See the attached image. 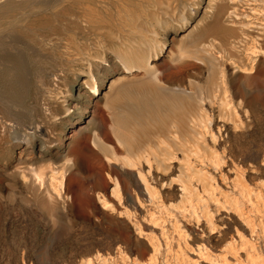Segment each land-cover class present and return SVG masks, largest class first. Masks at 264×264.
I'll list each match as a JSON object with an SVG mask.
<instances>
[{"label":"bare ground","instance_id":"1","mask_svg":"<svg viewBox=\"0 0 264 264\" xmlns=\"http://www.w3.org/2000/svg\"><path fill=\"white\" fill-rule=\"evenodd\" d=\"M224 1L230 5L220 6L198 33L206 39L201 43L191 35L183 49L199 61L191 67L204 72V82L189 77L186 85L174 83L169 79L174 74L160 78L152 62L156 52L128 41L131 48L115 47L109 59L103 43L93 54L76 57L77 66L42 70L37 75L42 95L32 103L37 110L28 111L30 121L9 117L1 125L0 148L3 142L26 146L41 136L40 154L25 163L19 155L13 170L50 198L53 179L59 180L58 191H66L67 170L86 169L84 148L94 159L91 175L78 179V191L82 198L89 191L95 195L89 202L100 205L108 225L90 236L91 261L82 264H264V82L248 79L264 67V0H250L256 6L244 15L234 5L238 0ZM48 2L0 0V19H25L26 33L40 46L54 42L63 28L90 22L88 7L78 1L47 10ZM236 23L239 34L230 38L228 29ZM21 39L0 31V61L22 65ZM111 66L120 67L121 75L104 90V70ZM69 74L83 76L76 86L78 104L61 100L59 113L49 101L59 97L56 81ZM89 104L102 111V123L85 118L79 130L86 135L68 140L58 165H44L41 157L60 146L55 137L64 133L65 122L74 114L82 117ZM255 131L252 145L244 137ZM43 203L54 216L57 202Z\"/></svg>","mask_w":264,"mask_h":264},{"label":"rangeland","instance_id":"2","mask_svg":"<svg viewBox=\"0 0 264 264\" xmlns=\"http://www.w3.org/2000/svg\"><path fill=\"white\" fill-rule=\"evenodd\" d=\"M67 1L71 0H49L44 7L49 10L54 4L58 3V6ZM72 1H78L80 5L88 7L90 22L85 23L80 28H63L55 35L54 42L46 43L45 47L40 46L37 43L38 40H35V42L33 37L28 36V33H26L27 29L23 26L25 19L22 20L17 16L0 19L1 32H10L22 37L21 40L23 42H20L22 44H19L17 47L23 52V57H25L21 61L23 62L22 65L18 64L14 67L7 64V62L0 61V99L4 101V104L0 102V128L9 117L20 118L25 122L30 121L28 111L34 109L35 106L32 103L35 97L39 96L38 98L41 99L42 95V84L37 78V75L42 70L49 72L51 70L54 71V68L58 70V68L68 69L77 66L78 60L76 57L83 54H93L101 49L103 43L106 44V54L109 59L112 58V50L115 47L131 48L132 46L137 48L138 45V47L149 49L152 54L156 52L152 62H154L160 78L165 79L170 74H174L172 77L169 76L170 80L173 79L172 81H175L174 83L180 81V84L186 85L189 77L204 82V72H198V70L196 71L191 67V63L197 64L199 61L194 57L187 56V53L184 54L183 49L194 38L199 42L201 40L202 43L206 38H200L199 32L210 24L220 6L230 5V3H226L224 0L222 2L221 0H214V9L210 6V0ZM234 3L241 15L250 14V8L256 6L250 0H238ZM151 18L153 19L151 20ZM236 24L238 25V23ZM236 24L231 25L228 29V36L230 38L239 34L240 27ZM243 29L245 30V28ZM191 35L194 36L192 37ZM216 36L218 38L224 37L223 33H219ZM132 38L135 39L132 40ZM120 41L124 43H120ZM127 41L129 44H134L129 46ZM141 41L143 42L141 43ZM1 50L0 48V56ZM113 67L111 66L108 70H104V90L107 89V84L116 75H121V68L118 66ZM134 73L139 74L137 71ZM179 75L182 76L180 77ZM81 77L83 76L73 79V76L69 74L67 79L56 81L55 85L59 87L57 89V96L59 97L48 101L57 112L60 113L62 110L61 100L67 101L69 106L78 104L75 94H77L76 88L79 85V78ZM250 78L264 82V67L251 72L248 79ZM241 79L242 77L239 78V80ZM59 92L62 94H59ZM60 95H64L63 97L65 98L62 99ZM35 108L37 110V107ZM88 108L82 117L74 114L70 121L65 122L63 126L64 133L61 132L58 138L55 137L56 143L60 146L53 148L50 153L42 156L43 158L41 157L44 165L50 166V162L53 163L52 165H58L63 159L60 153L68 140L86 135L83 131L80 132L79 127H81V123L85 122L88 117L94 116L98 124L102 123V118L100 117L102 111L94 106V104H89ZM47 127L45 125L44 129ZM57 130L61 131L60 128ZM256 134L257 132L255 131L254 135H246L244 140L253 145L252 142H254ZM36 137L33 139L34 141L32 140L26 146L25 144L18 146L3 142L0 148V264H82L87 259L89 261L87 260L86 262H90L89 258L91 254L86 250L88 246L87 241L95 231L105 232V228L108 225L102 217L103 213L101 211L103 210H101L100 205L97 204L96 207H93L89 202L91 198L96 199L95 195L88 190V195L90 196L87 195L85 196L86 198H82L78 191L80 187L78 179L91 175L88 168L94 164V159L87 148H84L82 154L86 169L82 170L79 167L68 169L65 175L67 190H62L63 192L58 191L61 190L58 184L59 180L53 179L51 181V186L54 189L53 194L59 200L54 195L50 198L36 191L38 189L30 183V180H26L25 182V179L13 170L19 155L24 158L25 163L33 157V154L34 156L40 154L37 148L39 146L38 142L42 141V139L41 136ZM38 160L39 158L37 157L34 161ZM117 173L119 174L120 171ZM45 200L57 202L58 211L56 209L54 216L49 213V210L43 203ZM175 200L177 199L171 202ZM68 223L72 226L70 229L65 228ZM142 226L145 229L149 228L146 222ZM176 242V239H171L170 244L173 243L171 246L175 247ZM130 255V257H133L132 254ZM130 257H128L129 261Z\"/></svg>","mask_w":264,"mask_h":264}]
</instances>
